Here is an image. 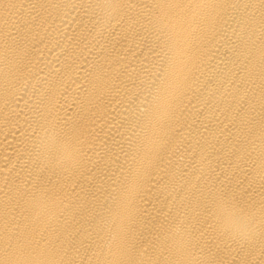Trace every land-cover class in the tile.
Here are the masks:
<instances>
[{
    "label": "bare ground",
    "instance_id": "obj_1",
    "mask_svg": "<svg viewBox=\"0 0 264 264\" xmlns=\"http://www.w3.org/2000/svg\"><path fill=\"white\" fill-rule=\"evenodd\" d=\"M0 264H264V0H0Z\"/></svg>",
    "mask_w": 264,
    "mask_h": 264
}]
</instances>
